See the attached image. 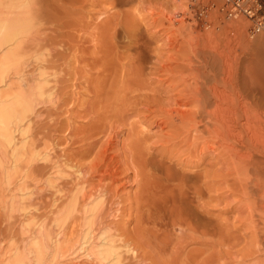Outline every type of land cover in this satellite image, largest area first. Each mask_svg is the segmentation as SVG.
I'll list each match as a JSON object with an SVG mask.
<instances>
[{"label":"rangeland","instance_id":"obj_1","mask_svg":"<svg viewBox=\"0 0 264 264\" xmlns=\"http://www.w3.org/2000/svg\"><path fill=\"white\" fill-rule=\"evenodd\" d=\"M261 1L264 4V0ZM113 3L115 4L116 0L114 2L112 0H48L46 15L49 20L47 25V33L49 32L47 38H49L42 42L44 44L40 43L24 51L25 61L20 67L18 76L12 75L8 82L0 87L2 96L7 97L5 94H8L7 98H10L15 93L34 91V87L37 88L41 84L43 90L46 89L47 95L45 97L47 100L37 102L35 112L33 111L35 114L32 113L29 122L24 123L23 131H21L23 133L15 134L21 151L24 147L22 152L24 158L21 157V162L13 165L9 160L10 155L7 154L2 159L3 166L0 165V264H8L11 250L20 246V243L21 246L27 243V239L30 241L32 236H29L32 232L34 235L35 231H37L36 235H46L45 232H47L48 237L50 233L49 238L52 240L55 238L53 242L56 241V244L59 240L58 244L62 247V257L56 258L60 263L58 260L52 262L50 259L47 264H105L94 253V246L100 242L101 232L109 235L108 239H111V243L113 241L112 244L117 247L120 256L117 264H139L140 258L137 259L128 248L133 245L139 247L141 241L142 243L145 241L144 245L142 244L145 246L150 238L157 239L159 234L156 236V233L155 235L151 233L156 237L147 234L151 227L147 223L149 220L146 215L153 204L149 207V204L143 200L146 203L144 206L142 200L136 199L138 194L136 191L140 189L137 186L139 182L135 174L145 169L140 166V168L143 167L142 170L136 171L139 156L135 158L136 154L133 152L137 150H140L147 159L154 158L157 165L153 164L151 167L160 166V169H166L164 164L166 163L173 166L174 168L171 169L178 173H190L188 174L190 176L192 173L201 174L199 184L201 186L206 184L205 188L207 187L208 191L203 197L201 196L202 198L196 197L198 201L196 199L193 203L199 202V204L197 203L198 208L196 206L194 208L199 210V206L203 205V207L200 206L199 212L204 213L207 210L203 215L206 216L208 213L207 217L210 216L209 219L213 223L220 222L214 223L215 225L218 223V225L222 224L223 228L236 229L237 235L241 232L245 236L249 234L240 227L239 222H242V225L249 224L243 223L244 217H249V214H253L254 211L246 209H244L246 211H240L239 207L245 203L241 200L248 202L251 197L248 198L245 195L246 198H242L243 195L240 197V194H237L240 189L235 186L236 183L229 187L230 182L232 184L231 180L235 179L231 176L226 177L227 171L222 169L226 166L223 167L224 163L220 162L221 160L216 161L219 158H216V152H218L214 147L216 143L214 146L211 144L215 142L212 141L213 137L206 134L209 136L204 135L201 140V136L199 138L196 136L198 139L196 142L193 136L197 131L192 132L193 130L188 127L190 132L186 130L184 125L189 123H185L181 116L176 114V110L188 114L198 112V104L191 100H194L193 95L198 87V90H203L207 94H210V88L218 87L219 91L222 90L225 95L230 93L228 95L231 96V85H234L237 73L243 70L250 57L254 56L258 61L255 63L259 66L264 62V43H262L264 32L252 35L251 23L245 17L225 18L220 13V3L217 0L213 1L215 6L213 5L209 11H201L189 0H124L123 5L120 6ZM262 14H264V8H262ZM49 28L52 29L49 31ZM144 47L146 53L143 51ZM141 48H143L142 51H140ZM138 51L141 55H146V60L142 61L137 54ZM254 58H252L253 63ZM210 100L211 103L214 101L212 98ZM230 100L225 102L226 107H231ZM241 106L243 107V104L239 101L237 108ZM131 111L137 114L133 115ZM129 112L133 115L132 117ZM125 115L129 119H124L128 120L127 122L122 117L127 118ZM91 119H94L93 123ZM94 122L98 123V127ZM168 122L175 125L169 126ZM102 123L106 124L105 130L108 125L113 129L108 126L103 132V125H99ZM90 124L96 127L93 125L89 127ZM100 126L101 132L99 129L96 131L101 134L92 129ZM88 128L90 132L87 131ZM91 132L96 133L97 136ZM88 133L92 134L91 137L95 135L93 140L91 139L92 142L89 140L91 137ZM176 133L177 135H174ZM187 139L190 142H187ZM207 140L208 142L205 143ZM122 143L127 145L125 152L120 148ZM89 144L93 145L89 147ZM208 144L213 146L208 149H212L215 155L208 149L201 150ZM129 152L135 154L133 158L138 161L137 163L135 161L136 164L133 163L132 158V162H129L131 155ZM108 162L112 163L111 166ZM103 163L106 164L105 167H108L105 168ZM124 164L133 167L132 170L131 167H128V170ZM16 165L17 167H14ZM97 167L103 169L98 168L97 172L95 170ZM109 167L112 170L118 167L116 169L118 174L115 173L116 180L115 177L113 179L102 178V175L100 177L99 171L103 172ZM146 174L145 172L144 175ZM203 176L205 184L202 181ZM137 177L139 178V175ZM142 177L140 178L144 180L148 176ZM225 179L227 182L224 181ZM142 180L141 184H143ZM232 187L238 190L232 191L236 192L235 194L228 192L230 188L232 190ZM239 192L242 194L241 191ZM83 194L91 196L92 199H89L90 201L87 199L86 203L80 199L82 202L80 205L79 201V210L95 207L96 212H88L86 215L78 210L70 220H67V224L62 226L56 223L70 197L75 195L82 197ZM135 195L136 198H134ZM228 203L229 206H226ZM139 214L142 217L145 216L147 219L140 217L147 221L139 218ZM236 216H239L240 220L235 219ZM241 216H244L242 221ZM88 222L91 224L92 231L90 237L86 238V242H83ZM146 223L149 228L145 226ZM138 227L148 228L147 231L145 230L146 234L144 232L147 238L135 233ZM178 228L176 226L175 229L172 228L173 230L169 229L174 233L172 232L168 238L164 234L167 235L169 230H165L164 233L161 229H155L154 232L157 230L162 232L159 235L162 237L161 241L168 242L167 244L162 242V245L166 244V248L163 246V251L161 243H158L159 237L156 241L150 239L147 246L137 249L138 256L143 257L146 260L145 263L149 262L148 264L190 263L188 260L191 252L187 250L193 248L190 249L193 251L198 246L201 248L202 245L183 244V237L182 241L177 238L182 231ZM241 228L243 231L240 230ZM54 232H57V235ZM127 232L128 234L132 232L130 236L135 233L138 239L144 238L141 241L139 239L140 242H133L134 240ZM138 232L140 234V231ZM51 233H54L56 237ZM127 237L129 239H126ZM248 237H244L245 242L248 241L246 240ZM216 238L210 239L215 242ZM179 240L183 245H179ZM151 241L154 244H149ZM155 242L161 246L158 247ZM123 244H125L124 247L119 248ZM241 244L245 243H240L239 249ZM214 246L212 244L214 249L220 248V246ZM206 247L212 248L211 244H206ZM234 247L236 249V246ZM156 248L161 249L160 252ZM180 252L183 253L182 256ZM208 254L204 253L201 256L206 257ZM200 257L197 263H200L202 259ZM194 263L195 261L190 264Z\"/></svg>","mask_w":264,"mask_h":264},{"label":"bare ground","instance_id":"obj_2","mask_svg":"<svg viewBox=\"0 0 264 264\" xmlns=\"http://www.w3.org/2000/svg\"><path fill=\"white\" fill-rule=\"evenodd\" d=\"M112 1L114 2V0H112ZM123 1L124 0H116V3L120 6V5H123ZM47 2H48V0H0V87L5 85L12 75L18 76V74L20 73V67L25 61L24 51H27V50L35 47L36 45H40V43L47 41L46 40L47 34H49V32L47 33V30H48L47 25H48V21H49L47 18L48 16L46 15L48 12V4H49V3L47 4ZM73 2H72V6L75 5ZM116 3L115 4L113 3V4L116 5ZM69 4H71L70 1H69ZM220 13H222L224 15V17L227 18L225 13L223 11H221V3H220ZM238 17H240V16H238ZM227 19H236V18H227ZM51 29L52 28H49V31ZM137 42H136V44H138ZM128 43H130V42H128ZM262 43H264V41H262ZM262 43H260V44H262ZM42 44H44V43H42ZM145 47H144V49L141 48L140 51H142V49H143V51H145V49L147 48V47L146 48ZM140 51H138L137 54L142 59V61L146 60V55L145 56L141 55ZM145 53H146V51H145ZM143 54H144V52H143ZM25 56H26V54H25ZM252 58H254V56L250 57V60H248L247 63L242 68L243 70H241L240 72L237 73V77L235 79L236 81L234 82V85H231V88H230L231 89V96L228 95L230 93H228V94L226 93L227 95H225V93L222 92V90L219 91L220 89H217L218 87L217 88L216 87L210 88V94H207L205 91L203 92V90H198L199 87L198 88L196 87L197 88V91L195 93L196 96L193 95V93H192L191 95H193V97H195V98H194V100L193 99H191V100L193 102L196 101L194 103L198 104V106H199L198 112H196V114H191V113L188 114L186 112H181L179 110H176V114L180 115L181 119L183 121H185V123H189V124L191 123V125L188 124L189 126L184 125L186 130H189V132H190V129H188V128H191V130H193L192 132L197 131L196 135L193 136V137H195V139L194 138H192V139H194L196 141V139L201 136L200 138L202 140V136L204 137V135H206V134H209L210 136L213 137V138L209 137V138L213 139L212 141H215L211 144H213V146H214V144L216 143L215 144L216 146H214V147L217 148V150H218V152L215 151L217 153L216 154L217 157L216 156H214V157L219 158V160H216V159L215 160L217 162L221 160L220 162H223L224 164H226V165H224L223 163H219L221 165L223 164V167L224 166L227 167V165H228V167H227L228 169L226 167L222 168V169H225L227 171L226 177L231 176L235 180H237V179L240 180V181L234 180L235 181L234 182L233 179L230 178V179H232L231 180L232 184L230 182L231 185L229 184V187H231L232 185H234L236 183L235 186H238L237 188L240 189L239 191H241L242 194L236 189V187H234V189L232 187V190L230 188L231 191L229 190L228 192H231V194L232 193L235 194L238 191L239 193L237 192V194H240V197H241V195H243L242 198L251 197L248 199L249 200L248 202L245 200L244 201L241 200L242 199L241 198L240 200L243 203L244 202L245 203L241 207H239L240 211L241 210H243V211H246V210L252 211L253 210L254 211L253 214L252 213L249 214V217L245 216L246 217L245 218L243 216L245 220L247 219V221H245L243 219V217L241 216V221L244 220L243 223H249V224H245V225L243 224L242 225V222H239V223H241L240 227H243L244 230L249 232V234L245 233V234H248L246 236H249L248 237L249 239L246 238V240H248V241H246V242L244 241L245 240L244 237H246V236L244 235L243 232H241L243 234L240 233L239 235H237V234H235L236 229L234 230V229L223 228L224 226L222 224L218 225V223H220V222H218L216 220L215 221L218 223H217V225H215L216 222H214L215 223L214 224L212 222V220L209 219L210 216L207 217L209 215L208 213L206 216L203 215L207 212V210H206V212L204 211V213L199 212V210L201 209L200 208L201 205L199 206V210L194 208L195 206L196 207L198 206L199 202H197L198 204L193 203V202H195V200L198 198V196L203 197L205 195V192L208 191V188L207 187L205 188L206 184H205L204 176H203L204 180L202 178V181H204L205 185L201 186L199 184V181H200L199 178L201 177L200 176L201 174L198 175L195 173V175H194L192 173L190 176V175H188L190 173H188V174L178 173V172H175L172 170L174 168L173 166L170 165L171 166L170 167L169 164H166L164 162H162V163H164L166 165V167H165L166 169H160L159 168L160 166L151 167V166H153V164L157 165L156 164L157 162L154 161L153 157L150 159H147V157L145 158L144 157L145 155L143 156L141 154L142 152L140 150L133 152L136 154L135 158L137 156H139L138 157L139 160L137 158V160L139 161V164H138L137 163L138 161H136V159L134 160V158H133L135 154H131L132 152L131 153L129 152L131 154V155L129 154L130 155L129 156V158H130L129 162H132L131 160L133 159V163H135V161H136L137 164L136 163L135 164L138 165L137 166L138 169L136 171L139 172L140 170H142L141 168H143V167L145 168L144 170L140 171L138 174L134 173L135 170L132 173H134L136 175L135 178H137L138 182H139L137 184V186L141 190L140 191L137 189V191H136L138 193L137 198H136V195L134 198L142 200L141 202L143 203L144 206L146 205V203H144V201H146L147 204H149V207H151L150 205L153 204V206H152L153 208L151 207V209L148 210V214L146 215V213H145L146 217L150 221V224H149V221L146 220L148 225H150L149 227L152 228V226L154 225L153 226L154 230L155 229H158V230L161 229L165 233L169 229L170 230L175 229L177 226V227H179L178 229L182 230L181 234L179 233L180 236L177 238H179L182 241V237H183V239H184L182 241L183 244L190 243L192 245L193 244L202 245L201 248H198L200 246H198V247L196 246L197 248L193 251H190V249H193V248H190L189 250H187V251L192 253V254L190 253V257L188 260V261H190V263H193L194 261H195V263H197L198 258L202 254L209 253L206 257L201 256L202 259L199 262L202 264H264V62H262V65H261V62H259L261 65V66H259V64H256V63H258L257 59L254 58L256 60V61L254 60V63L256 62L254 64L252 61ZM26 62H27V59H26ZM256 65H258V66L255 67ZM140 66H141V64H140ZM140 69H141V67H140ZM22 70L23 69H21V71ZM213 76H214V80H215L216 74ZM224 81H225V79H224ZM40 85L39 86L37 85L38 86L37 88H35L36 87L35 86L33 89L34 91L27 90L29 92L15 93L10 98H7L8 94H5V95H7V97H5V96H2L3 94L0 93V165L3 164L2 159L7 154L10 155L9 160L11 163H13V165H14V163L16 164L19 161L21 162V157H22V155H24L22 153L24 151L23 150L24 147L22 148V151H21V149H20L21 147H19L20 145L19 146L17 145L18 140L16 139L15 134L17 132L23 131L22 128L25 125L24 123L26 121L29 122L28 120L31 118L30 115L35 110V106H36L37 102L38 101L43 102V100L47 96L46 91H45L46 89L43 90V88H42L43 86H40ZM223 90H224V88H223ZM209 95L211 97H209ZM48 98H49V95H48ZM210 98L214 99V101H212V103L210 102L211 101ZM228 99L229 100L231 99L230 101L232 102V104H231V102H229L231 104V107L225 106V102L229 101ZM45 100H47V99H45ZM192 101H191V103H192ZM239 101L242 102L243 107L242 106H241V108L238 107L239 108L238 109L237 106L239 104ZM180 103L181 102H179V104ZM133 109H134V107H133ZM135 111H137V110H135ZM124 112L126 113V111H123V113ZM127 112H128V110H127ZM129 113H128V115L126 114L128 117L130 116L131 113H133V115H135L134 113L137 114V112H134V111H131L130 114ZM33 114H35V113H33ZM119 115H121V114H119ZM126 115H125V117H127ZM133 115L131 114V117ZM122 117H123V120L128 119V117L127 118H124V116H122ZM196 118H197V120H196ZM91 120H92L91 122L93 123L94 119H91ZM98 120H95V121L99 122ZM128 120H124V121L127 122ZM97 122H94V124ZM169 122H168L169 126L175 125V124L173 125V123L171 124ZM91 125H93V124H90L89 127ZM99 125H103L102 131L105 130L104 129V126L106 125L105 123H102ZM124 125H125V122H124ZM108 126H107V128H108ZM112 126H114V125H112ZM122 126H123V124H122ZM122 126H120V127H122ZM199 126H201V128H199ZM93 127H96V126L93 125ZM97 127H98V123H97ZM157 127H159V126H157ZM100 128H101V126L97 129H95V128H92V129H94L95 131L99 129L101 132ZM107 128H106V130H107ZM109 128L111 129L112 127L109 126ZM94 130H92V131H94ZM87 131L90 132L91 130L88 128ZM105 131H103V132H105ZM179 131L180 130H178V133L181 132V131L180 132ZM96 132H98V134H101L99 131H96ZM21 133H23V132H21ZM91 133H93V132H91ZM91 133H88L89 137L92 136ZM93 134L96 135V133H93ZM113 135L116 136L115 134H113ZM113 135H111V136H113ZM174 135H177V133ZM209 135H206V136H209ZM196 136H197V138H196ZM93 137L89 138V140L91 142L93 140L92 139ZM108 137H109V135H108ZM187 137L189 139L188 135H187ZM188 139H187V142H190V141H188ZM95 141H96V139H95ZM206 142H208V140L205 141V143ZM209 143H210V140H209ZM109 144L111 145V141ZM112 144H113V142H112ZM122 144L123 145L120 146V148L124 152L127 151L126 150L127 145H125V143H122ZM211 144H208L207 146H203L201 150L204 151L205 149L212 148L213 146ZM92 145L93 144H89V147ZM107 145H108V143L106 144V146ZM192 145H194V144H192ZM215 148L213 150H215ZM103 149H105V146ZM103 149H102V151H104ZM108 149H109V146H108ZM121 149H119V150H121ZM128 149H130V148H128ZM201 150H200V153H201ZM208 150H210V149H208ZM123 151H122V153H124ZM210 151H211V153H213L212 149ZM208 153H209V151H208ZM123 155H126V154H123ZM213 155H215V154L213 153ZM211 156H212V154H211ZM22 158H24V157H22ZM31 159H32V157H31ZM151 159H153L151 162H154L152 164L149 161ZM109 162H111V161H109ZM109 162H108V165L111 166L110 164H112V163L109 164ZM105 163L107 164V160L105 161ZM133 163H131V165ZM135 164L132 166H135ZM17 165L14 167H17ZM95 165L97 166V164H95ZM103 165H104V163H103ZM103 165H101V166L103 167ZM105 165H104V167H105ZM163 165H161L162 168H164ZM119 166H120V164H119ZM124 166L127 167V169L129 167L128 164L127 165L124 164ZM140 166H143V167L140 168ZM148 166L151 168H149ZM102 167H97V169H95V170L98 172V168L103 169ZM106 167H108V166H106ZM109 168H111V167H109ZM112 168H113V165H112ZM112 168L110 170L105 169L103 172L100 170L102 172L101 173L99 171L100 177H101V175L103 176L102 178L109 177V178L113 179V177H115L114 179L116 180V175L118 174L116 169H118V167L115 170H112ZM120 168H122V167L120 166ZM132 168L133 167H131L130 169L132 170ZM222 169H220V170H222ZM225 170H224V172H225ZM143 171H144V174H145V172L147 174L146 175L142 174ZM115 173H116V175H115ZM134 174H133V176H135ZM138 175H139V178L137 177ZM142 176H144V177L148 176V177H145V179L142 180V178H143ZM140 177H142V178H140ZM115 180H113V181H115ZM141 180L143 181V184L140 183ZM228 180H229V178H228ZM135 181H137V180H135ZM224 181L227 182L226 179ZM238 181H239V184L237 183ZM240 183H242V184H240ZM204 188L206 189L205 191L203 190ZM227 188H228V186H227ZM227 188H226V190H227ZM233 190H235L236 192L235 193L232 192ZM85 194L87 195V193H85ZM86 195L83 194L82 197H80V195H75L73 197H70V200L68 201L66 207H64L65 209L63 210V213H61V215H60L61 217H59V219L56 218V219H58V221L56 223L63 226L67 222V220H70V218L73 217V215L76 212H78V210L80 209L78 207L81 205L82 201L85 202L87 199L88 200L92 199L91 196H86ZM80 199H82V201H80ZM83 199H85V200H83ZM79 201H80V205H79ZM196 201H198V199ZM87 203H88V201H87ZM192 203H193V205H192ZM194 204H196V205H194ZM206 204L207 203H205V205ZM226 206H229V203ZM232 206H233V204H232ZM98 207L100 208V205ZM98 207H97V209H99ZM143 207H142V209H143ZM146 207L148 208V206H146ZM201 207H203V205ZM234 208H236V207H234ZM234 208L232 209L233 211L235 210ZM202 209H204V208H202ZM244 209H246V210H244ZM144 210L145 209H143V211ZM79 211L81 212L82 209ZM82 212H83V214L88 215L87 214L88 212H90V213L94 212L95 213L96 211H95V207H93L91 209H84L83 208ZM144 212H142V214ZM256 212H257V214H256ZM99 213H100V210H99ZM239 213H241V212H239ZM102 214H104V213H102ZM140 214H141V210H140ZM140 214H139V218L142 217V215H140ZM243 214H245V213H243ZM96 215L98 216L99 214L97 213ZM84 217H87V216H84ZM144 217L145 216H143L142 218L144 219ZM146 217H145V219H147ZM141 219H140V221L143 220V219L142 220ZM235 219H239V216L238 217L236 216ZM85 220H86V218H85ZM143 221H145V220H143ZM251 222H252V224H250ZM147 223L145 224V226L147 225ZM86 225H87V232H85V234H84L85 236H84L83 242H86V238L90 235V233L92 231L91 224L88 222V224H86ZM148 225H147V227H148ZM220 225L222 227H220ZM156 226H157V228H155ZM147 227H146V229H145V227H144V229H143V227L142 228L138 227L139 229H137V232L140 231V234H138L139 232L138 233L135 231L134 232L138 236L139 235L144 236V232L146 234V231L149 228V227L148 228ZM140 228L143 230L142 232H141ZM151 228H149V231H147V234L149 233L150 235H152V237H156L157 234L160 235L161 231L157 232L158 231L157 230L154 232V230L152 228V230H153V232H152ZM243 229L241 228L240 230L243 231ZM170 230L168 232H171ZM35 232H37V231H35ZM35 232H34V235L37 234ZM168 232H167V235H166V233L164 234L167 238L169 237L170 234L172 235L173 231L171 233H168ZM45 233L47 235V232H45ZM54 233L53 234L51 233V234L54 235ZM131 233H129V234H131ZM135 233L133 236L131 235L133 237L132 238L127 232V234L130 236V238L134 240V241L132 240L133 242L139 241V239H140V237L138 239L135 236L136 235ZM141 233H143V234H141ZM151 233H154V235L156 233V236H154ZM29 234H31V233H29ZM29 234L27 236H29ZM38 234H42V233H38ZM100 234H101L99 236L100 242L96 243V245L94 246V248H95L94 253H95L96 257L99 258L100 260H102L105 264H117L118 258L120 257L119 253L117 251V247H115V245L112 244L113 241L111 243V241H110L111 239L110 240L108 239L109 235L107 236L106 233H102V232ZM34 235L32 232V235L29 236V237L32 236L30 239V241L32 240L31 242L28 241V239H27V243H25V244L22 243L23 244L22 246L20 243V246L18 245L19 247L16 245L17 247H14V249L11 250V256H10V260L8 261V264H47L48 260L51 259L50 261L55 262L54 260H56V258L63 255L62 254V247L60 246V244H58L59 240L57 241V244L55 243L56 241L53 242V240L55 238L53 240L51 238H49L50 233H49V237H48V235L47 236L46 235L34 236ZM121 235H122V233H121ZM159 235H158V237H159ZM121 237H123V236H121ZM134 237L137 240H135ZM158 237H156L157 239H153L150 237L149 238L156 241V240H158ZM213 237L214 238L217 237L215 239L216 240L215 242L211 241V239ZM143 238H141V239H143ZM145 238H147V237H145ZM161 238L162 237H159L160 241H161ZM126 239H129V238L127 237ZM141 239H140V241H141ZM163 239H164V237H163ZM209 239H210V242H209ZM144 240H146V239H144ZM180 240L178 242L179 245L180 244L183 245L182 243H180ZM148 241L145 244L148 245ZM160 241L158 243L159 244L161 243V245H162L163 240L161 242ZM121 242H122V240H121ZM126 242H127V240H126ZM129 242H130V240H129ZM144 242L145 241H143V243ZM166 242H163V243H166ZM242 242L245 244H241V249H239L240 247L238 248V246H240L239 244ZM143 243L141 241V243H139L141 245L140 246L138 245L139 247H137V245L136 246L133 245L132 247L131 246L129 247L126 244V246H127L126 248L129 247L128 249H130V252L132 251L133 252L132 254H134V256L137 257V259L140 258L139 262L141 264H148L149 262L145 263L146 260L143 257L138 256L139 253H138L137 249L138 248L141 249V246H142V249H143V247L147 246V245L143 246L144 245ZM149 244H154V243H152V241H151V243H149ZM155 244H156V242H155ZM159 244H156V245H158V247H159V246H161ZM166 244L162 245V247L165 246V248H166ZM206 244H211V247H212V244H214L215 246H220V248H218V247L216 248L215 246H214L215 249L213 247L209 248V247H206ZM117 245H119V244H117ZM124 245L125 244L119 246V248L124 247ZM128 245H130V243ZM156 245H154V246L156 247ZM242 245H244V246H242ZM234 246H236V249ZM188 247H189V244L187 245V248ZM157 248H156V250H157ZM242 248H243V250H242ZM232 249H235V250L233 251ZM160 250L158 249L157 251L160 252ZM181 250H182V248H181ZM163 251H164V247H163ZM183 252H185V250H183ZM182 254L180 252L181 256H182ZM183 257H184V255H183ZM131 259L132 258H130V260ZM186 261L187 260H185V262ZM191 261H193V262H191ZM59 263H60V261H59ZM190 263H188V264H190ZM200 263H197V264H200ZM184 264H187V262Z\"/></svg>","mask_w":264,"mask_h":264},{"label":"built area","instance_id":"obj_3","mask_svg":"<svg viewBox=\"0 0 264 264\" xmlns=\"http://www.w3.org/2000/svg\"><path fill=\"white\" fill-rule=\"evenodd\" d=\"M201 11H209L213 8V0H189ZM221 3V11L227 18L245 17L250 21V31L253 35L264 32V14H262L261 0H218ZM192 5V6H193ZM215 6V5H214Z\"/></svg>","mask_w":264,"mask_h":264}]
</instances>
